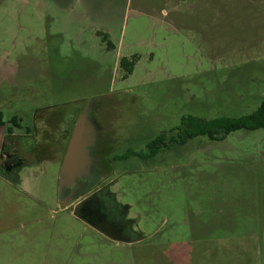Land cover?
Instances as JSON below:
<instances>
[{
  "label": "rangeland",
  "instance_id": "rangeland-1",
  "mask_svg": "<svg viewBox=\"0 0 264 264\" xmlns=\"http://www.w3.org/2000/svg\"><path fill=\"white\" fill-rule=\"evenodd\" d=\"M263 28L264 0H0V108L5 127L17 116L31 132L18 138L19 181L0 178V264H264V129L169 142L189 114L238 117L264 100ZM123 56L134 58L125 79ZM90 103L106 130L104 181L140 243L60 202L64 144L36 132L39 117L69 130ZM173 242L186 247L177 261Z\"/></svg>",
  "mask_w": 264,
  "mask_h": 264
},
{
  "label": "flooded vegetation",
  "instance_id": "flooded-vegetation-1",
  "mask_svg": "<svg viewBox=\"0 0 264 264\" xmlns=\"http://www.w3.org/2000/svg\"><path fill=\"white\" fill-rule=\"evenodd\" d=\"M89 109L94 119L100 121L98 118V108L94 104H89ZM82 110V109H81ZM45 116L46 112H42V115L39 117V126H37V130L39 132L43 131V125L45 124ZM35 119V118H34ZM43 119V120H42ZM72 126L63 130H68V136L70 137ZM45 126V125H44ZM99 136L96 143L91 147L92 155L94 156L95 160L97 161V165L99 167V173L101 174V179L93 189L89 190L81 197L75 199L70 205L64 206L71 210L73 216L83 222L84 224L88 225L92 229L102 233L106 237L115 240L116 242H130L134 239H142L141 232L137 234H129L125 235L123 233L130 230L132 227L133 219L130 218L126 214L128 211L127 205L124 203L119 202L116 197L115 193L111 190L112 182L104 181V174L103 168L101 167L100 163L98 162V153L102 150V140L105 137L106 130H104V125L99 123ZM42 136V134H41ZM67 136V137H68ZM18 138H22L21 136L17 138H10L7 140L2 148L0 154V171L4 176L8 179L15 180L16 182L19 181L18 172L19 170L26 165V154H24L22 150L23 144ZM69 139V138H68ZM45 140V138H44ZM11 142V143H8ZM8 144H12L15 148L13 151L8 150ZM67 146V145H66ZM11 161V162H10ZM18 178V179H17Z\"/></svg>",
  "mask_w": 264,
  "mask_h": 264
},
{
  "label": "trees",
  "instance_id": "trees-1",
  "mask_svg": "<svg viewBox=\"0 0 264 264\" xmlns=\"http://www.w3.org/2000/svg\"><path fill=\"white\" fill-rule=\"evenodd\" d=\"M107 36V34H105ZM112 46H108V49ZM133 58V57H132ZM128 59L123 56L120 58L118 64L123 69V78H127L131 73L134 58ZM132 59V60H131ZM20 119L13 116L8 121L9 125L6 127L7 135L4 143L11 138L13 128H21ZM6 123L3 120V112L0 108V128L4 127ZM240 129L256 130L264 129V100L260 102L257 108L251 113L240 115L238 117L219 116L213 118H202L194 115H187L181 118L178 126L170 131H176L174 135L170 136L169 142L176 144H184L187 140L198 136H205L210 140L220 141L227 135ZM28 133L29 131L26 130ZM166 132L160 134L149 140L145 147L147 149V156L153 157L165 145ZM1 173V172H0ZM1 175H4L1 173Z\"/></svg>",
  "mask_w": 264,
  "mask_h": 264
},
{
  "label": "water",
  "instance_id": "water-1",
  "mask_svg": "<svg viewBox=\"0 0 264 264\" xmlns=\"http://www.w3.org/2000/svg\"><path fill=\"white\" fill-rule=\"evenodd\" d=\"M99 123L93 118L89 106L79 113L73 126L62 160L59 176V191L67 194L60 201L63 206L70 205L93 186L94 174L100 179L97 162L91 147L96 143ZM11 162V161H10Z\"/></svg>",
  "mask_w": 264,
  "mask_h": 264
},
{
  "label": "crops",
  "instance_id": "crops-1",
  "mask_svg": "<svg viewBox=\"0 0 264 264\" xmlns=\"http://www.w3.org/2000/svg\"><path fill=\"white\" fill-rule=\"evenodd\" d=\"M80 111L77 112V114L75 116L71 117L72 118V123L74 122V124H75L76 118L79 115ZM60 120H62V119L58 115L54 116L51 113L46 111V116H45V121L46 122L44 124L45 126L43 125L44 130L40 132V135L42 134L41 137H43V139L45 138V140L48 141V143L53 141V139L57 140V142H60V143L62 142L64 144V147H63V150H62V156H63V154H64V152L66 150V145H67L68 140H69L68 138H70V137L68 136V131L62 129V125H61ZM74 124H73V126H74ZM6 127L5 128L2 127L4 130L0 134V154H1V151H2V148H3V145H4L5 136L7 135ZM17 129L20 131L19 133L16 132ZM21 131H22V128H13L12 133L10 135H11L12 138H17L19 136H21V137H25V136L29 137L30 136L31 132L27 133V132H21ZM55 132H57V134H56L57 136L56 137H55V135H52ZM46 143L47 142H44V144H46ZM8 146H9L8 150H10V151L11 150L13 151L15 149L12 146V144H10V145L8 144ZM100 152L102 153V150ZM101 161H103L104 164H105L106 160H104V158H103V159H101ZM0 178L2 180H4V179L7 180L8 179L4 175H0ZM140 240L141 239H134V240H131L130 242H122V244L133 245V244H136V243H140V242H138ZM118 243H121V242H118ZM185 248L186 247H185V244L183 242H173L172 244H170V246H168L166 248L165 254H166V256H167V258L169 260L177 261V260H180L181 256H184Z\"/></svg>",
  "mask_w": 264,
  "mask_h": 264
}]
</instances>
